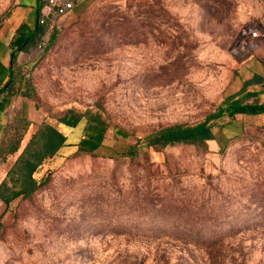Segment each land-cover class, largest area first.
Wrapping results in <instances>:
<instances>
[{
    "label": "rangeland",
    "instance_id": "374dc122",
    "mask_svg": "<svg viewBox=\"0 0 264 264\" xmlns=\"http://www.w3.org/2000/svg\"><path fill=\"white\" fill-rule=\"evenodd\" d=\"M14 1L0 0V19ZM252 6L79 0L47 48L33 46L26 77L36 108L25 107L31 123L18 151L0 153V182L42 120L68 143L34 172L47 177L43 187L7 204L0 199V264H164L163 252L166 264H177V242L164 249L167 239L157 237L244 236L246 251L251 237L264 236V129L253 117L227 122L225 114L206 145L127 153L168 124L204 119L240 88L258 28ZM66 108L102 114L108 129L99 149L76 152L85 119L74 128L59 123ZM253 245L247 263L264 264V242L257 237Z\"/></svg>",
    "mask_w": 264,
    "mask_h": 264
},
{
    "label": "trees",
    "instance_id": "16d2710c",
    "mask_svg": "<svg viewBox=\"0 0 264 264\" xmlns=\"http://www.w3.org/2000/svg\"><path fill=\"white\" fill-rule=\"evenodd\" d=\"M61 28L62 25H57L51 29L46 48L55 39L57 32ZM42 33L43 28L37 22L31 26L27 23H22L17 27L9 42L11 65H15L18 52L34 46ZM28 80L25 70L19 66L15 67L0 90L6 89L9 95H26L36 104L35 93ZM251 82V80L244 81V85ZM261 112H264V101L245 102L244 96H238L237 93L228 94L212 112L205 115L204 119L194 124H168L159 130L147 134L143 142L137 140L135 144L127 149V153L128 155H135L142 146H152L159 149L169 144L182 142L206 145L208 139L214 138V126L217 125V120L224 117L225 114L229 116L227 122H231L236 119L238 114L255 115ZM82 119H85V124L83 133L79 137L78 142L75 143L78 148L76 152H94L99 149L108 129L106 119L102 117V114L97 109L85 108L84 110H76L74 108H66L60 112L57 118L59 123L69 128L76 127ZM12 122H15L16 125L13 127V133L9 134L7 128L11 127L10 124ZM30 123V119L21 111L19 115L11 121H7L0 128V153L3 158L7 154H14L18 151L23 134ZM4 136L6 143H4ZM67 143V135L61 129L50 121L42 120L31 133L23 148L20 149L18 157L7 172L8 179H3L0 182V199L7 204L20 196H29L38 188L43 187L47 182V177L38 179L34 176V172L40 168L46 159L55 155ZM141 237L148 236L128 237V239H139ZM257 237L264 242V236ZM257 237L250 238V247L254 246L253 240ZM244 238V236L157 237L160 240L167 239L164 242V249L169 244H172L171 242H177L176 246L180 251L177 264H248L250 247L248 248L249 250L245 251ZM161 256V260L166 264V253L163 252ZM122 264H137V262L135 260L127 263L124 260Z\"/></svg>",
    "mask_w": 264,
    "mask_h": 264
},
{
    "label": "crops",
    "instance_id": "0c3cea01",
    "mask_svg": "<svg viewBox=\"0 0 264 264\" xmlns=\"http://www.w3.org/2000/svg\"><path fill=\"white\" fill-rule=\"evenodd\" d=\"M253 6L250 11L252 22L257 23L259 35L249 37L254 43L253 57L246 61L242 68V77L239 78L241 86L237 91L228 93L233 94L245 92L247 96H252V100L245 102L264 101V0H252ZM40 0H15L12 9L7 12L6 16L0 19V89L4 82L10 77V74L15 67H21L25 70V75L28 74L29 66L35 60L32 55L33 46L27 50L19 51L15 65L10 63V46L9 42L17 27L22 23L32 25L36 22V17H32V11L40 6ZM251 80L250 84L244 85V81ZM251 93V94H250ZM227 94V95H228ZM29 102L36 108L35 102L26 95H9L5 90H0V128L7 122L11 121L14 114V109L22 107L21 111L27 116L25 107L28 106V111L31 112ZM13 113V114H12ZM253 117L255 123L264 129V112L256 113L255 115L239 114ZM237 116V115H236ZM238 117V116H237ZM27 118L30 119L28 115ZM1 131V130H0Z\"/></svg>",
    "mask_w": 264,
    "mask_h": 264
},
{
    "label": "built area",
    "instance_id": "2783aa9c",
    "mask_svg": "<svg viewBox=\"0 0 264 264\" xmlns=\"http://www.w3.org/2000/svg\"><path fill=\"white\" fill-rule=\"evenodd\" d=\"M41 5L36 16V22L43 28V33L34 45L35 50H43L48 42L51 29L57 25H63L69 18L79 0H40ZM259 29L251 31V37L259 35Z\"/></svg>",
    "mask_w": 264,
    "mask_h": 264
}]
</instances>
